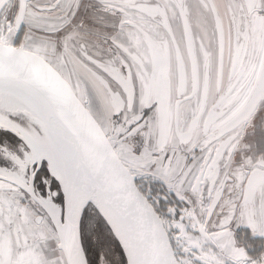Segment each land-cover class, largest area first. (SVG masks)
<instances>
[{"label": "snow or ice", "instance_id": "1", "mask_svg": "<svg viewBox=\"0 0 264 264\" xmlns=\"http://www.w3.org/2000/svg\"><path fill=\"white\" fill-rule=\"evenodd\" d=\"M0 264H264V0H0Z\"/></svg>", "mask_w": 264, "mask_h": 264}]
</instances>
